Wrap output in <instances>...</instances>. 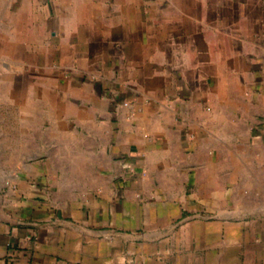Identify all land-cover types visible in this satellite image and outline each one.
I'll use <instances>...</instances> for the list:
<instances>
[{"label":"crops","instance_id":"obj_1","mask_svg":"<svg viewBox=\"0 0 264 264\" xmlns=\"http://www.w3.org/2000/svg\"><path fill=\"white\" fill-rule=\"evenodd\" d=\"M0 264H264V0H0Z\"/></svg>","mask_w":264,"mask_h":264},{"label":"built area","instance_id":"obj_2","mask_svg":"<svg viewBox=\"0 0 264 264\" xmlns=\"http://www.w3.org/2000/svg\"><path fill=\"white\" fill-rule=\"evenodd\" d=\"M124 105H125V106H128V103H127V102H125V103H124Z\"/></svg>","mask_w":264,"mask_h":264}]
</instances>
